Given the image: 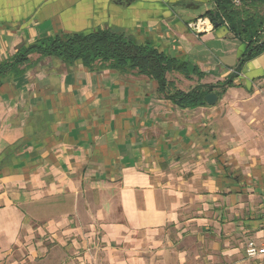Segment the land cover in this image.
<instances>
[{"label": "crops", "instance_id": "crops-1", "mask_svg": "<svg viewBox=\"0 0 264 264\" xmlns=\"http://www.w3.org/2000/svg\"><path fill=\"white\" fill-rule=\"evenodd\" d=\"M207 1L0 0V65L43 39L111 29L187 63L167 75L176 91L219 97L180 107L136 71L31 53L0 84V260L15 249L35 262L49 235L78 254L64 253L70 264H180L166 234L204 232L244 204L243 242L260 236L264 52L238 70L247 45L226 25L195 33Z\"/></svg>", "mask_w": 264, "mask_h": 264}, {"label": "trees", "instance_id": "trees-1", "mask_svg": "<svg viewBox=\"0 0 264 264\" xmlns=\"http://www.w3.org/2000/svg\"><path fill=\"white\" fill-rule=\"evenodd\" d=\"M236 1L209 0L206 3L209 9L202 16L208 17L215 27L226 25L247 45L240 58V70L247 61L264 52V0H238L239 4ZM33 52L68 64L81 61L90 68L108 67L121 73L136 71L157 81L160 92L180 107L206 105V96L215 88L200 85L188 93L176 91L167 75L174 71L187 74V63L164 55L149 41L111 29L61 34L21 49L11 61L0 65V84L8 74L17 73ZM233 79L220 86H232Z\"/></svg>", "mask_w": 264, "mask_h": 264}, {"label": "rangeland", "instance_id": "rangeland-1", "mask_svg": "<svg viewBox=\"0 0 264 264\" xmlns=\"http://www.w3.org/2000/svg\"><path fill=\"white\" fill-rule=\"evenodd\" d=\"M192 7L201 11L204 10V7L199 6V4ZM203 18L208 19V17L200 16L193 22ZM255 202V205L260 203ZM240 208L241 210L236 213L225 210L222 216L224 220H221V213L218 211L213 212L211 224L205 227L207 229L204 232L190 230L181 236L166 234V242L160 243L162 245L161 249L172 255L175 252L183 255L184 258L179 260L180 264H264V259L250 261L244 255L242 244L246 236L242 234L240 227L244 225L243 219L248 216L250 209L247 204L242 205ZM256 208H258L257 205ZM48 238H50L49 235ZM48 238L43 240V245L47 247L46 252L42 257L37 258L35 262L32 263V260L28 258V253L17 252L13 249L10 254L0 260V264H70L71 262L68 261V258H65L64 253L68 255L69 260L78 256V254L75 256L71 254L70 245L66 246L65 251L59 252L61 248L57 240L55 238L49 240ZM35 241H39V238ZM97 258L96 254V260H92V264H97ZM177 263L178 261L174 260V264ZM74 264H81V261L78 259Z\"/></svg>", "mask_w": 264, "mask_h": 264}, {"label": "built area", "instance_id": "built-area-1", "mask_svg": "<svg viewBox=\"0 0 264 264\" xmlns=\"http://www.w3.org/2000/svg\"><path fill=\"white\" fill-rule=\"evenodd\" d=\"M239 4V1H236ZM191 29L197 34H203L213 28V23L206 18L199 19L190 24ZM243 252L245 257L250 261H258L264 259V227L260 231V236L255 234L249 237L243 245Z\"/></svg>", "mask_w": 264, "mask_h": 264}, {"label": "water", "instance_id": "water-1", "mask_svg": "<svg viewBox=\"0 0 264 264\" xmlns=\"http://www.w3.org/2000/svg\"><path fill=\"white\" fill-rule=\"evenodd\" d=\"M219 97L215 94H208L206 96V101L209 105L214 106L218 103Z\"/></svg>", "mask_w": 264, "mask_h": 264}]
</instances>
